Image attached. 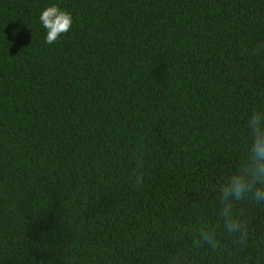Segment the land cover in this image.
I'll return each instance as SVG.
<instances>
[{"label":"trees","instance_id":"obj_1","mask_svg":"<svg viewBox=\"0 0 264 264\" xmlns=\"http://www.w3.org/2000/svg\"><path fill=\"white\" fill-rule=\"evenodd\" d=\"M259 109L264 0H0V264L189 256ZM238 208L248 250L203 264H264V206Z\"/></svg>","mask_w":264,"mask_h":264},{"label":"clouds","instance_id":"obj_2","mask_svg":"<svg viewBox=\"0 0 264 264\" xmlns=\"http://www.w3.org/2000/svg\"><path fill=\"white\" fill-rule=\"evenodd\" d=\"M39 19L47 30V44L55 43L73 23L71 14L56 5L44 8ZM248 129L251 142L247 155L234 163L216 189L214 219L192 228L191 254L175 257L173 264H203L206 252L220 250L226 245L234 250H248L254 233L247 212L238 205L264 206V109L249 113ZM134 179L139 184L141 174L137 172Z\"/></svg>","mask_w":264,"mask_h":264}]
</instances>
